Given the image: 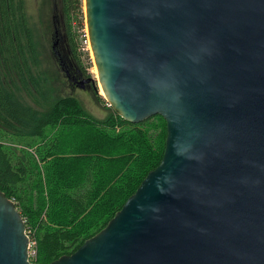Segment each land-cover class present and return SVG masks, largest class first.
<instances>
[{"label":"water","instance_id":"1","mask_svg":"<svg viewBox=\"0 0 264 264\" xmlns=\"http://www.w3.org/2000/svg\"><path fill=\"white\" fill-rule=\"evenodd\" d=\"M84 12L109 107L131 124L161 116L167 139L107 226L50 264H264V0H84ZM30 244L0 190V264H38Z\"/></svg>","mask_w":264,"mask_h":264},{"label":"trees","instance_id":"2","mask_svg":"<svg viewBox=\"0 0 264 264\" xmlns=\"http://www.w3.org/2000/svg\"><path fill=\"white\" fill-rule=\"evenodd\" d=\"M52 12L59 43L50 50L27 1L0 0V190L23 216L38 264L103 230L160 165L167 139L161 116L131 124L108 107L99 119L61 94L90 80L74 27L85 28L84 0H57Z\"/></svg>","mask_w":264,"mask_h":264},{"label":"rangeland","instance_id":"3","mask_svg":"<svg viewBox=\"0 0 264 264\" xmlns=\"http://www.w3.org/2000/svg\"><path fill=\"white\" fill-rule=\"evenodd\" d=\"M27 1V11L32 24L35 26L39 36L46 37L47 46L50 50L54 47L56 40L52 39V33L54 27L52 25L53 20V9L54 4H57V0H26ZM85 14V12H84ZM58 25L60 26V19H57ZM74 27L76 32L77 45L79 46L80 56L82 60L85 61V65L89 66L88 73L90 81L86 84L84 89L78 87H72L71 85L65 83L64 88H62V95H70L77 97L84 105V107L96 118L103 119L109 114V105L102 94V89L100 87L96 66L93 60V55L90 48L89 37L87 33V25L85 19V28L79 27L77 20L74 21ZM47 31V35H46ZM61 42V41H60ZM59 43V42H58ZM63 44V43H62ZM61 44V47H62ZM64 45V44H63ZM59 46V45H58ZM57 46V47H58ZM88 51L90 53V58L88 57ZM92 59V62L91 60ZM92 63V64H91ZM98 87L99 95L102 100L97 101L95 98V88Z\"/></svg>","mask_w":264,"mask_h":264},{"label":"built area","instance_id":"4","mask_svg":"<svg viewBox=\"0 0 264 264\" xmlns=\"http://www.w3.org/2000/svg\"><path fill=\"white\" fill-rule=\"evenodd\" d=\"M88 36V35H87ZM89 37V36H88ZM28 234V233H27ZM31 241V240H30ZM35 245V243L34 242H31V244H30V260H31V257H34L35 256V251H34V249H33V246Z\"/></svg>","mask_w":264,"mask_h":264},{"label":"flooded vegetation","instance_id":"5","mask_svg":"<svg viewBox=\"0 0 264 264\" xmlns=\"http://www.w3.org/2000/svg\"><path fill=\"white\" fill-rule=\"evenodd\" d=\"M69 73V72H68ZM68 77H69V80H71L72 78L70 77V74L68 75Z\"/></svg>","mask_w":264,"mask_h":264},{"label":"bare ground","instance_id":"6","mask_svg":"<svg viewBox=\"0 0 264 264\" xmlns=\"http://www.w3.org/2000/svg\"><path fill=\"white\" fill-rule=\"evenodd\" d=\"M96 69H97V68H96ZM96 72H97V70H96ZM97 77H98V73H97ZM101 91H102V90H101ZM102 94H104L103 91H102Z\"/></svg>","mask_w":264,"mask_h":264}]
</instances>
